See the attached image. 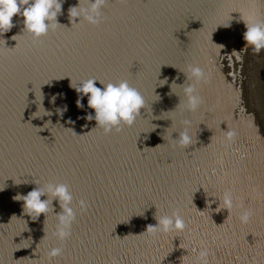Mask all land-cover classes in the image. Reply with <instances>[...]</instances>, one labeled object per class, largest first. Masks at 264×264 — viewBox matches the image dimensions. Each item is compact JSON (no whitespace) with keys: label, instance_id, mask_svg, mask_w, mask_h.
I'll use <instances>...</instances> for the list:
<instances>
[{"label":"water","instance_id":"obj_1","mask_svg":"<svg viewBox=\"0 0 264 264\" xmlns=\"http://www.w3.org/2000/svg\"><path fill=\"white\" fill-rule=\"evenodd\" d=\"M77 5L64 0L60 26L37 42L22 17L0 37V264H198L205 249L208 264H264V51L245 47L242 21H264V0H107L97 27L71 24ZM189 66L208 78L195 112L169 87L190 83ZM88 79L126 80L145 99L141 117L107 136L91 131L95 121L80 119L87 97L78 109L70 87ZM65 105L63 119L44 116ZM185 129L187 149L173 140ZM49 183L74 197L63 242L53 237L58 202L32 221L13 199ZM225 192L230 211L218 206ZM173 212L183 232L144 233Z\"/></svg>","mask_w":264,"mask_h":264},{"label":"clouds","instance_id":"obj_2","mask_svg":"<svg viewBox=\"0 0 264 264\" xmlns=\"http://www.w3.org/2000/svg\"><path fill=\"white\" fill-rule=\"evenodd\" d=\"M63 2L64 0H0V37L10 32L15 26L13 24L14 17H22L23 33L30 36L34 42L41 40L50 31H54L60 26L57 18L61 14ZM106 4L107 0H78V5L69 10L71 24H78L83 21L92 27L99 26L103 20V9ZM242 21L246 27L243 35L245 47L251 48L256 54L264 51V21L258 20L252 14L242 18ZM230 26L229 23L227 28ZM15 37L13 36L12 39L15 40ZM4 42L6 43L5 40ZM186 80L190 81V83L183 86H179L173 81L169 85L170 94H174L173 86L181 88L186 109L189 112H195L203 103L202 98L197 93V85L207 83L208 78L204 70L199 66H189ZM161 81L163 83L160 87L168 85L167 78ZM97 82L102 87H97ZM70 87L78 95L77 108L80 110L84 109L83 100L87 97V108L92 110L86 113L85 116L80 117V119H85L88 122L94 120L95 127L91 131L99 129L106 136L110 135L113 130L119 132L122 131L123 127H132L137 118L141 117V110L145 109L146 102L144 97L137 89L131 87L126 80L105 84L96 79H88L76 86H73L71 82ZM57 98L58 96H54L50 101L53 106H55ZM45 112L47 115L44 116L55 114L60 119H63L64 114L67 112V106L56 108L55 113ZM67 123L71 124L73 121L69 119ZM184 123L188 124L190 122L185 121ZM85 127H87V124ZM233 136L234 133H228L226 138L231 140ZM173 140L178 147L184 149H187L192 144V137L186 129L178 133L177 138ZM16 184L19 185L21 183ZM4 190L5 187L0 188V192ZM42 197L47 198L42 200ZM13 199L18 202L22 201L24 214L30 217L32 221H37L42 215L46 218L50 211H54L52 207L53 201L58 202L62 211L56 215L57 226L53 232V237L60 242L70 238L71 226L76 219V212L73 208L74 197L67 184L49 183L43 187L36 185L26 195L17 194ZM218 206L223 210L230 211L234 206L232 193L225 192ZM79 207L81 210H85L87 208L86 201L80 200ZM250 215L249 212H244L240 216L241 222L247 223ZM154 218L157 223L154 226L149 225L144 233L149 235H155L156 233L165 235L169 233L179 234L186 228L185 221L178 212L160 216L155 214ZM61 254L62 248L56 247L51 249L48 256L51 260ZM208 255L209 253L206 249L200 251L196 258L198 264H208Z\"/></svg>","mask_w":264,"mask_h":264}]
</instances>
